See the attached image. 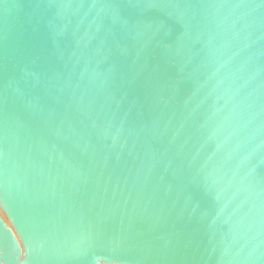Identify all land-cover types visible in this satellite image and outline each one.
I'll return each instance as SVG.
<instances>
[{
    "label": "water",
    "instance_id": "95a60500",
    "mask_svg": "<svg viewBox=\"0 0 264 264\" xmlns=\"http://www.w3.org/2000/svg\"><path fill=\"white\" fill-rule=\"evenodd\" d=\"M0 264H264V0H0Z\"/></svg>",
    "mask_w": 264,
    "mask_h": 264
},
{
    "label": "bare ground",
    "instance_id": "6f19581e",
    "mask_svg": "<svg viewBox=\"0 0 264 264\" xmlns=\"http://www.w3.org/2000/svg\"><path fill=\"white\" fill-rule=\"evenodd\" d=\"M22 261H23V258H22Z\"/></svg>",
    "mask_w": 264,
    "mask_h": 264
}]
</instances>
